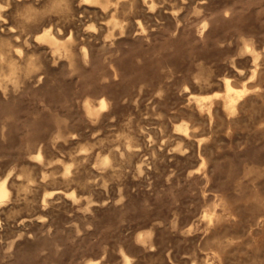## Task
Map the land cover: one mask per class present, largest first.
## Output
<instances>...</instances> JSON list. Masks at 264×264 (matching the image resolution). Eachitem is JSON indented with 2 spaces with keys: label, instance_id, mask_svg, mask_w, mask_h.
Returning a JSON list of instances; mask_svg holds the SVG:
<instances>
[{
  "label": "rangeland",
  "instance_id": "rangeland-1",
  "mask_svg": "<svg viewBox=\"0 0 264 264\" xmlns=\"http://www.w3.org/2000/svg\"><path fill=\"white\" fill-rule=\"evenodd\" d=\"M54 1L0 0V44L41 65L0 86V264H126L123 250L128 264H264V0ZM51 25L74 65L36 40ZM246 42L260 53L253 81ZM225 76L259 81L261 95L231 119L212 98L202 116L190 93L221 92ZM102 98L96 121L84 105ZM183 121L192 138L174 128ZM213 204L219 223L203 217Z\"/></svg>",
  "mask_w": 264,
  "mask_h": 264
},
{
  "label": "bare ground",
  "instance_id": "bare-ground-1",
  "mask_svg": "<svg viewBox=\"0 0 264 264\" xmlns=\"http://www.w3.org/2000/svg\"><path fill=\"white\" fill-rule=\"evenodd\" d=\"M58 1V0H57ZM56 0L54 1L55 2V5H57V2ZM85 1L86 3H89V4H92V5H97V6H100L101 8H103V10L107 11L106 9H108L110 6L114 7L115 6V9L118 8V6L120 4H124V7H127V8H132L135 3H136V0H83ZM148 0H144V2H147ZM53 2V3H54ZM84 2V3H85ZM62 4V3H59V5ZM55 5H52V6H55ZM58 6H55L53 8H56V7H59ZM31 7V6H30ZM32 8V7H31ZM1 4H0V17L2 16V13H1ZM35 10V8H34ZM34 12V11H33ZM33 12L29 11V13L27 14V16L29 18H31V16L33 15ZM36 12V11H35ZM115 14V12H114ZM36 15V14H35ZM33 18V16H32ZM25 19V18H24ZM112 23H114L115 25H118V22L116 21L117 18L115 17V15L112 16V19H111ZM35 22V20H34ZM33 22V23H34ZM23 25L22 27L25 29L27 28L30 24H27L26 21L22 22ZM28 23H29V20H28ZM13 28V26H10V30ZM52 25L51 26H47L43 29L42 32H40L39 34L36 35V40L42 42V43H45L49 46H51L52 48H54L57 52L59 51H62L63 52V55L68 59V61L73 64V58H74V52H73V49H72V45L68 42H62L60 40V38H58L54 33H53V29H52ZM23 29V30H24ZM20 37V36H19ZM72 38V36L70 37ZM71 40V39H70ZM73 40V39H72ZM72 42V41H71ZM245 47L246 48L245 50H247L252 58H253V61H254V67H253V70H252V75H251V81H253L257 76L261 75L259 73V57H260V53L256 50V48L249 42H246L245 44ZM19 46V45H18ZM13 48V45L11 44V42L6 39V38H3L2 39V42L0 44V66L6 64L8 66V73L4 74V77L3 78H0V86L3 88L4 92L6 91L7 89V84H3V80L6 81V82H11L14 87H18V85L20 84V78H19V73L22 71L24 72L25 75H28L30 73H33L34 71H36L37 69L40 68V63L36 60V59H33L32 57H29L27 60H26V66L24 67L23 64H22V61L20 60H17L16 58H14L12 55H11V51L13 52L12 50ZM21 49V48H20ZM18 50V49H17ZM53 50V49H52ZM84 50V54L87 55V50L86 48L83 49ZM19 52V51H18ZM21 52V51H20ZM22 53V52H21ZM20 55V54H19ZM32 56V55H31ZM21 57V56H20ZM39 57V55H38ZM88 58V57H87ZM70 64V65H71ZM74 65V64H73ZM259 74V75H258ZM1 77V76H0ZM204 77H202V80H203ZM206 82L207 80L204 79ZM203 80V81H204ZM259 80V79H257ZM205 82V84H206ZM256 82V81H255ZM259 81L255 84V87H249L246 83H243L241 86H237L235 84V80H233V78L229 77V76H225L223 77L222 79V85H223V91L221 92H215L213 94H204V95H195L193 93H190L191 97L192 98H195L196 99V104H197V108L199 110V113L204 116V115H207L209 116L211 119L213 117V111H214V106H213V103L214 102H210L209 104H204L205 101L207 100H211L212 98H216V99H221V105H222V108L223 110L226 112L227 114V117L228 118H234L240 111V109L245 105V103L248 102V100L252 99L253 97L255 96H260L261 95V92H260V87L258 85ZM204 84V86H205ZM207 85V84H206ZM254 85V84H253ZM251 86V85H250ZM207 88V87H206ZM253 88H255L253 90ZM251 105H253L252 103H250ZM85 110L87 112V114H89V116H92V118H95V120L97 121L98 117L100 114H102V111L103 110H106L108 107H109V103L106 99H100V101L98 102V106H94L93 104H91V102L89 101H86L85 105ZM102 116V115H101ZM100 118V117H99ZM139 125V124H138ZM264 125V124H263ZM261 126L260 125V129H263L264 126ZM179 133H181L186 139H189V138H192V132H190V125H189V122L188 121H183L182 123H178L176 124V126L174 127ZM58 132V131H57ZM63 134V133H62ZM58 137L61 136V132L59 131L58 132ZM64 137V136H61V138ZM65 138V137H64ZM131 142V141H129ZM204 140L203 139H200L199 141V145L201 146L203 144ZM129 150H131V146H128L127 147ZM35 157L38 161H41V159H43L42 157L43 154H42V151L39 150L36 154H35ZM201 159H202V162L203 163H206V157H204L202 154L200 155ZM101 159H103L101 157ZM97 160V159H96ZM106 162L109 161V157H105L104 159ZM100 163L102 162L99 161ZM112 163V162H111ZM101 165V164H100ZM72 172V164H65L64 165V169H63V176L68 179L70 174ZM254 174V173H253ZM10 175L11 173H8L6 175H4L3 177L0 178V206L10 198L11 196V187H10ZM30 176V175H29ZM28 176V177H29ZM207 175H205L206 177ZM63 177V178H64ZM208 177V176H207ZM65 180V179H64ZM73 181V180H72ZM23 190V189H22ZM48 195H51V192L50 193H47ZM46 194V195H47ZM54 195V194H53ZM70 196L71 197H75V194L74 192H71L70 193ZM255 196V195H254ZM256 199V198H255ZM75 200V199H74ZM257 200V199H256ZM47 202V198L45 197L44 199V203ZM223 202V201H221ZM225 204V205H224ZM224 204H219L221 208L224 209V207L226 206V203ZM229 204V203H228ZM263 204V203H262ZM213 210L212 211H209L206 212L203 217L207 218L209 223H219L221 222L223 219H226V214L227 212H225L224 210V214H221L218 212V209H217V204H213ZM211 207V205H210ZM230 208V207H229ZM227 208V209H229ZM259 210V209H258ZM260 211V210H259ZM229 215V214H228ZM236 216V214H235ZM234 217V216H233ZM232 217V218H233ZM230 218V217H229ZM263 218V217H262ZM231 219H229L230 221ZM228 221V222H229ZM224 222V221H223ZM227 222V221H226ZM222 224V223H221ZM220 224V226H221ZM217 226V225H216ZM215 227V226H214ZM219 227V226H218ZM150 231V230H149ZM210 231V230H209ZM151 234L150 232H146V233H140L139 234V237L141 238V241L142 242H147L146 241V238L148 237V235ZM152 235V234H151ZM208 235V234H207ZM154 236V235H152ZM215 238H217V236H214ZM139 238V239H140ZM219 238V237H218ZM138 239V240H139ZM150 240V237L147 238ZM208 240V239H207ZM220 239H217L216 241H218ZM237 240V239H236ZM209 242V240H208ZM207 242V243H208ZM150 243V242H149ZM146 244V243H145ZM209 244V243H208ZM151 246H152V243H151ZM220 246V245H219ZM210 247V246H209ZM220 252V251H219ZM217 253V252H216ZM226 254V253H225ZM121 255H122V258L124 260V262L126 264L130 263L132 261V258L126 254V252L121 251ZM221 256V253L220 255ZM91 263V262H90ZM193 263V262H192ZM91 264H100V262L98 260H94L92 261ZM196 264H198L196 262ZM206 264V263H205ZM208 264H215V263H208ZM219 264H223L222 263V258H219Z\"/></svg>",
  "mask_w": 264,
  "mask_h": 264
}]
</instances>
